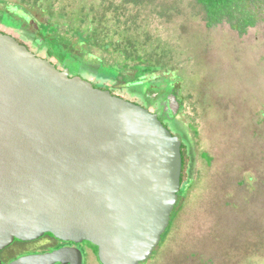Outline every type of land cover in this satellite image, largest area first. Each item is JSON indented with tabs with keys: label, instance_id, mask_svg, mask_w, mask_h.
Segmentation results:
<instances>
[{
	"label": "rangeland",
	"instance_id": "374dc122",
	"mask_svg": "<svg viewBox=\"0 0 264 264\" xmlns=\"http://www.w3.org/2000/svg\"><path fill=\"white\" fill-rule=\"evenodd\" d=\"M15 5L44 9L0 0V12ZM204 16L196 0H55L44 16L74 47L73 31L92 39L75 56L83 65L59 59V66L96 87L101 67L102 77L118 73L116 84H100L124 100L142 104L136 65L152 64L158 85L178 77L181 105L168 129L188 148V176L168 231L144 264H264V9L243 35L226 23L207 28ZM11 18L0 31L31 44ZM124 81L128 89L118 86Z\"/></svg>",
	"mask_w": 264,
	"mask_h": 264
},
{
	"label": "water",
	"instance_id": "95a60500",
	"mask_svg": "<svg viewBox=\"0 0 264 264\" xmlns=\"http://www.w3.org/2000/svg\"><path fill=\"white\" fill-rule=\"evenodd\" d=\"M180 148L156 114L69 77L0 31V250L49 233L93 244L101 264L146 261L178 201Z\"/></svg>",
	"mask_w": 264,
	"mask_h": 264
},
{
	"label": "trees",
	"instance_id": "16d2710c",
	"mask_svg": "<svg viewBox=\"0 0 264 264\" xmlns=\"http://www.w3.org/2000/svg\"><path fill=\"white\" fill-rule=\"evenodd\" d=\"M32 1L35 2L36 6H38L39 3L44 4L43 5L44 9H41L39 11L37 9L36 10L32 9L33 11H30L26 7H22V6L20 7L18 5H15L12 8L5 9L4 12H0V25L1 24L3 25L5 23L4 20H7V17L9 18V16H11L12 17L11 19L17 20L18 22L17 25L21 26V28L23 27L26 29L24 33H29L27 36H30L32 38L31 44L36 45L38 48H43L48 58L57 59L58 64L60 59L61 61L64 62L77 60L78 62L81 63V65H83L82 64L83 57H80L81 59L78 60V58L75 59V56H82L83 54L85 55V45L86 43L92 41L91 36H89V34L86 36L85 34H81V33H77L76 31H73V33L76 34V38L78 41L77 46H75L76 48L74 47L73 42H66L63 39L58 38V36L55 35V27L51 23V19L49 18L45 20L44 18L45 14H48V12H50V10L52 9L55 0H32ZM196 2L202 7V10L205 15L204 16L205 26L207 28H211L221 23H226L229 25V27L232 30L236 31L239 35L245 34L248 28L255 26L256 22L259 19V13L264 9V0H196ZM29 19L31 21L27 23V20ZM30 23L36 25L38 27V30L37 31L33 30V27L29 25ZM94 23H99V21L94 20ZM27 28H29L30 31H27ZM94 33L98 34V29L95 30ZM14 38L16 39L17 42L24 45L26 48L29 47V45H27V42H25L24 39L19 38L18 36ZM61 66L56 64L55 67L57 69L58 68L61 69ZM63 66L65 67L66 65L64 64ZM134 67L141 68L138 76V80H136L134 84L143 83V86L144 85L146 86V88L142 91V96H141L142 98L139 99H145L148 101L155 100L157 99L156 97H158V95H163V93L162 94L160 92L158 93L160 89H163L162 91L165 93L164 96H169V97L176 96L178 98L177 96L178 93H176L178 90L177 89L178 77L175 74H171L170 76L168 75L165 77L166 78L165 80L167 82H168L167 80L168 77L169 78L171 77V79L174 78L173 81H170L167 84L162 83L158 85L159 82L156 81V77L154 75L155 73L154 66L152 64L145 63L140 66L136 65ZM83 68H84L83 73H85L86 69L85 67ZM99 70L102 71V67L101 69H98L95 73H93L95 79H101L102 81L106 79H112L113 85L116 84L115 82H117L120 79L118 73L116 75L111 74L109 75V77L106 75L105 76L103 75L104 77H102L101 76L102 74L98 72ZM101 80L100 82H102ZM100 82L97 83L98 84L97 88L107 90L108 86L100 84ZM89 83L92 85V82ZM121 83L122 86L121 85L118 86H120L123 89H128V84H131L130 81L129 82L124 81ZM93 87L96 86L94 85ZM153 89H156L157 92H154ZM133 103L136 102L133 101ZM179 104L181 105L180 101ZM175 116L176 115L171 114V118H175ZM180 153L182 160L180 185H182L187 180V176H188L187 171L190 163V155L188 153V148L182 141H181ZM180 198L181 197L179 196L178 193V201L176 207L174 208L170 221L173 220L175 211L177 210L180 204L179 203L181 200ZM167 231L168 229L162 235L161 240L164 238Z\"/></svg>",
	"mask_w": 264,
	"mask_h": 264
},
{
	"label": "flooded vegetation",
	"instance_id": "af4514ba",
	"mask_svg": "<svg viewBox=\"0 0 264 264\" xmlns=\"http://www.w3.org/2000/svg\"><path fill=\"white\" fill-rule=\"evenodd\" d=\"M29 25L33 27V30H36V31L38 30V27L36 25H34L33 23H30ZM18 37L21 38L20 36H18ZM27 45H29L30 48L29 47H27V48L31 52H32V50H31L30 45H32L35 48L34 52H37V53H34V52H32V53L35 54L37 57L44 58V59H46V57H47V60H49L50 63L52 62L54 64V66H56V64L59 65L57 59L48 58V56L45 53V50L43 48H38L36 45L28 44V43H27ZM42 53L44 54V56L38 55V54H42ZM52 59H55V60L53 61ZM58 70H61V71L67 70L68 71L66 66L65 67L63 66L61 69L58 68ZM68 74H69V77L75 76V75H71L69 71H68ZM83 80H85V79H83ZM88 82H90V81H88ZM95 88H97V87H95ZM102 90H106V89H102ZM107 90L109 91V89H107ZM162 90L163 89H160V91H158V93L159 92L161 94L163 93V95H158V97H156L157 99L150 100V101L143 99L141 101V103H142L141 105L139 103H135V104H138V105L142 106L143 108H146L149 112L156 114L158 119L160 120V122L163 124V126L171 133V131L168 129V126H169L170 122H172L176 118L177 115L175 116V118H171L172 112H171V107L169 104L170 103L169 96H164L165 93ZM109 92L112 95H114L111 91H109ZM115 96H117V95H115ZM173 97L175 98L174 102L178 104V107H180L179 99L176 96H173ZM152 108H153V110H151ZM172 135L174 136V134H172ZM172 214H173V212L171 213V216H172ZM171 216H170V219H171ZM170 222L171 221L169 220V224H168L166 230L169 228ZM161 238H162V236H161ZM160 241H161V239H160ZM160 243L161 242H159L158 245H160ZM158 245H157V247H159ZM157 247L154 248L152 253H154V251H156ZM54 252H60V254H62L61 260L54 263V264H63V263L64 264H70V261L77 262L78 259L80 260V264H83L84 260H85V264H92L93 262H95L96 264H101L98 260V249L93 244H91L87 241H81V242L64 241V240H61V239L54 237L52 234H49V233L43 234L42 236L38 237L37 239L31 240V241H20V240H16V239L13 240V242L10 245H8L7 247L0 250V262H1V264H8V263H10L14 260H17L21 257L45 255V254H51ZM151 256H152V254L149 256V258L146 261L142 262V264H144L148 260H150Z\"/></svg>",
	"mask_w": 264,
	"mask_h": 264
}]
</instances>
